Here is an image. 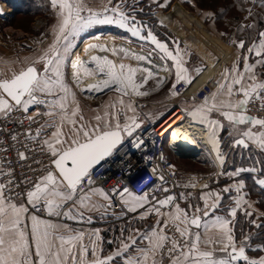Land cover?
Masks as SVG:
<instances>
[{
	"label": "snow or ice",
	"instance_id": "6c2138e0",
	"mask_svg": "<svg viewBox=\"0 0 264 264\" xmlns=\"http://www.w3.org/2000/svg\"><path fill=\"white\" fill-rule=\"evenodd\" d=\"M138 2V0H137ZM167 0L160 7H164ZM50 4L56 10L57 25L54 27L55 37L52 43L42 54L30 65L21 69L18 73H13L11 78L0 79V118L8 117L13 111L23 110L28 113L33 105H44L49 111L43 113L47 116H59V124L55 121L46 123L36 130L35 135L25 134L29 140H37L44 134V128H54L51 136L41 141V150H47L53 159L51 164L54 168H49L46 174L39 177L27 191V203L33 208L42 205L49 216L65 217L67 219H83L84 212L97 211L101 215H107L110 208L113 207L107 192L101 188H94L92 176L98 166L106 161V158L113 156L114 152L122 146L126 138H131L137 129L141 127L137 116H127L124 112L123 97L144 96L148 93L141 91L150 78H153V72L149 68L132 67L125 63H115L107 56L92 55L90 61H83L79 58L72 62L73 83L80 87L84 77H98L95 83H90L85 87H80L84 92H102L105 89L114 90L120 95L117 103L121 105L116 109L115 103L111 105L113 111H105L104 116L97 115L95 126L80 123L77 125L75 117L79 113L78 104L69 114V100L75 103V94L72 88L65 80L64 64L65 60L73 47V40L85 29L96 24H115L123 29H128L135 37L141 40H148L155 45V49L161 54L159 59L170 60L172 65H165L158 69L163 72H171L174 68L175 82L171 86V95L179 94L177 85L191 83L189 70L185 67L182 54L177 49L176 53L169 49V46L160 42L151 31L146 36L141 35L139 26L135 23V17L126 15L123 10L126 0L115 6L110 7L112 0H108L102 12L86 9L80 0H50ZM264 6V0H261ZM87 11V15H82ZM249 16H253L251 9ZM247 18V17H246ZM255 23L241 25L238 31H244L245 28H255ZM258 42L253 41L247 48L248 53H254L255 63H249V57L244 56L243 71H238V61L234 63L231 69L225 68L222 73V81H218L217 91L206 97L203 102L197 105L188 115L192 116L194 121L205 124L208 130V139L212 144L213 151L216 152V160L221 165L225 163L224 154L220 151V140L217 138V129L222 125L218 120L211 118V113H219L229 122L231 131L230 136L238 137L234 139L233 146H242L249 148L251 141L261 151H264V118L248 115L250 104H259V110H264V80H261L255 68L260 66L264 68V31H258ZM237 48L244 49L246 41H233ZM87 50H99L108 52L109 49L100 43H90ZM113 55L123 54L124 57H130L136 61L147 62L149 65L153 61L149 59L152 55H136L129 50L120 47L111 49ZM37 64H42L43 71L38 70ZM94 64V67H89ZM197 73L201 70L196 69ZM141 74L137 79V74ZM146 73V75H143ZM165 77L161 76L157 80L156 87L159 88L165 83ZM218 96H226L227 99L217 101ZM240 96L239 99L232 97ZM127 111L135 113V108L131 103L126 106ZM121 115H124L121 123ZM28 120L34 122V117L29 115ZM83 121V117L80 116ZM67 123L72 125L70 134L65 135L63 125ZM243 126V127H241ZM259 126L260 131H253V128ZM7 131V129H3ZM13 141H18L17 135H12ZM3 142L0 141V144ZM133 146L139 149L143 140L137 138L132 141ZM59 146V147H57ZM27 148V145H25ZM7 148H0V151H7ZM20 160L27 159L25 152H18ZM259 171L253 168H241L234 172L227 173L229 177L239 176L241 172ZM0 176L8 177L5 182H0V264H112L116 258L124 256L123 264H163L166 256L169 264H237L243 261L244 264H264V257L259 259H249L246 255V248L250 247L247 241L250 237H245L238 245L233 231L237 209L246 203L244 196L241 195L244 188L243 181L233 185L237 193L235 207L228 211V218L220 215H214V210L220 207L221 197L218 193L209 192L200 197L204 201L203 218L199 213L202 211L199 207L195 208V214L189 215L178 204L169 212H162L165 207H171L175 202V197L168 195L163 199L152 197V203L140 216L144 219L147 215L155 213L162 218L157 223L159 228L152 227L149 231L141 233L134 230L135 235H130L127 241L123 238L121 232V247L107 257H101L97 254V242L100 240L99 231L86 234L64 226V231L59 230L60 226L42 219L36 215L27 217L28 207L23 203L14 202L11 195L13 180L12 173L4 172L0 168ZM161 181L164 177H159ZM85 181H87V190L85 191ZM264 188V179L257 178L255 181ZM194 185H185L190 187ZM207 188V185H204ZM231 188L223 189L224 192H230ZM167 192V188H163ZM120 200L128 212H136L138 209H144L150 204L149 192L145 190L142 194H135L128 187H123L117 192ZM215 197V200L209 204V199ZM93 197H100L107 203H99ZM183 198V194L181 196ZM68 202H72L78 208H69L65 210ZM249 208L251 205L248 206ZM102 210V211H101ZM245 215L251 217L253 212L245 210ZM211 216V218H209ZM208 218V219H204ZM30 219V225L26 222ZM91 217H89V222ZM255 223V221H252ZM180 225H183L181 227ZM174 227L176 235H168L167 229ZM257 228L261 225H256ZM203 229L205 232L215 231L218 238L209 237L202 240L199 231L193 232L191 229ZM88 237V243H85V236ZM147 241L146 246H139L137 239ZM205 247L202 248L201 244ZM264 250V248L253 249ZM134 251L135 254H131ZM222 255H217V253ZM91 253L93 257L88 259Z\"/></svg>",
	"mask_w": 264,
	"mask_h": 264
},
{
	"label": "crops",
	"instance_id": "0c3cea01",
	"mask_svg": "<svg viewBox=\"0 0 264 264\" xmlns=\"http://www.w3.org/2000/svg\"><path fill=\"white\" fill-rule=\"evenodd\" d=\"M172 4H174V3H171V2L166 3V5L164 7L159 6V7H157V9L156 8L153 9L152 10V14L154 15L153 17L156 18V20L160 23V21L158 20V18H159L158 16H160V14L165 13V10H167L169 7H171ZM88 9H92L93 11H94V9L100 10V9H103V6H99L98 8L97 7L94 8V6H91ZM174 9H173L174 12H173V10H171V12L167 11L168 13L165 15L167 20L169 19V17H171V19H172V17H173V19L176 18V20H177L179 18L177 15H179V14L182 15L183 19L187 18L188 13L187 12L185 13L184 9H182L181 6H178L177 3H175ZM98 12H100V11H98ZM3 20L5 21V19H2L0 17V24H1V22H3ZM141 20L142 19H137V22H141ZM187 21H188V23L184 24V21L182 20V23L188 29V32H186V31H183V32L186 33V35H185L186 37H188V34H189L188 38H191L194 40V44H193L194 46L193 47L198 48L199 44L201 43V40H205V39L200 37L199 35L198 36L194 35V33H191V30L196 31V29H198V28L202 29L203 25L198 20L193 21L192 19L190 20V18H187ZM196 23H197V25H196ZM136 24L139 26V28H142V25H139L138 23H136ZM99 25H103V28L107 29V27H110L112 24L111 25L99 24ZM114 27H116V25H114ZM94 29H95V26L93 25L90 28L82 31L78 36H76L73 40V41H75V45H77V43L79 45L85 39H88L90 37H94V35H98V34H96L98 32L93 31ZM119 30L121 31L120 34H113L112 32H105V33L107 35H110V36L117 35L116 37H119L122 40H129V42H132V43H133V40L139 38V37L133 36L128 29L120 28ZM210 39H212V41L216 45V42H215L216 37L212 38L210 36ZM217 40L219 42V39H217ZM254 40H256L258 42V39L255 38ZM254 40L251 41L249 47L251 46V44L253 43ZM159 41L167 44L169 46V49L173 51V54L176 53L177 49L180 51V53L182 54L184 63H185V67H187L189 70L190 80H191V82L195 81L198 78V76L200 75L202 68L205 67V65H206L205 62H203L190 49L184 48L185 52H186V53H184V50L181 47V46H183V44H181V43L177 44V42H176V43H174V46H171L170 43L165 42L164 40L160 39ZM172 41H174V40L172 39ZM143 45L144 46H141V47L151 48L152 52H153L152 54L159 59V56L161 54L159 53L158 49H155V45L151 44V42H149V41ZM201 47H202V45H201ZM201 47H200V49H201ZM219 47L223 51V54H222L223 58L221 55H219L217 57L215 56L216 57L215 60L211 59L208 62V57H207V59L205 61L210 65L208 66V68H206L207 70L204 73V75H202L201 78L197 79L194 82L193 88L196 87L197 85H199L200 82L203 81L204 79H207V78L212 79V76L215 72V69H213L214 66L212 64L213 63L216 64L217 61L220 62L219 64H216V66H220L219 68H217L218 70H220V73H219L220 78L218 81H222V79H223L222 73H223L224 69L225 68L231 69L233 64L237 63V61H238L237 70L241 71V72L243 71V64H244L243 57L244 56H248L249 57L248 62L252 63V64L255 63L256 59H259L258 57L255 56L254 53H248L247 52L246 54H243V53L239 52V48H237L233 45L232 48L230 46H228V47L231 48V52L234 54L235 59H236V57H237V59L234 62H231V61L228 62L229 55L226 53H230V48H228L226 46L223 47L220 43H219ZM35 51H42V50L38 49ZM37 53H40V52H37ZM197 53H199V51H197ZM200 53H201V55L205 56L203 51H200ZM215 53H216V55L218 54L217 52H215ZM238 53H240V57H239ZM188 56H190V58ZM31 58H32V56L30 54V51H24V52H20L19 54H16V53L14 54L13 51L9 52V50L7 48L0 46V79L11 78L13 73H18L21 69L30 65L32 63ZM73 60H74V58H73ZM73 60H72V62H73ZM159 60L162 62L163 66H165V65L171 66L172 65V61H170V60H161V59H159ZM196 69H200L201 71L199 73H197L195 71ZM174 71L175 70L173 68L172 71L170 72V76L168 77L166 75L165 83H163L159 88L156 87V83H157V80L159 79V77H161V74L154 76L153 78H150L148 80L147 84L150 83V81L153 83V81L155 80L154 81L155 83H153V85L155 87L150 91V93H152L153 94L152 96H154L156 98L159 97V95H160L158 102H156L157 104L158 103L159 104H169V101L171 100V98L174 97L171 95V91H170L172 83L175 82ZM255 72L257 73V75L259 76V78L261 80H264V68L257 66L255 68ZM145 75H146V73H145ZM217 84H216L215 88L213 89L214 90L213 92L217 91ZM144 86H146V84ZM102 94H100L99 97L103 96L102 97L103 98L102 104H104V106H102V107L97 106L95 108V112H93V114L89 115V117L83 116V114H81V113L78 114L76 116V118L78 120H80V116L83 117V121L80 120V123L81 122L84 124H86V122L91 123L92 119L95 116L100 115L103 117L105 111H108L109 113H111L113 111L111 105H113L114 103L116 105L117 110H119L121 108V105L119 103H117L118 99L120 98V95L118 93H116L114 96L104 95V93H102ZM208 97L210 98L211 95ZM239 98H241V97L240 96L232 97V99H234V100L239 99ZM123 99H124V112L127 116H129L128 115L129 111H127V109H126L129 97H123ZM223 99H227V97L226 96H218L217 97V101L223 100ZM141 100L147 101L144 99H141ZM201 103L202 102L196 103L194 100L189 99L184 104L186 105L185 108H186L187 112L189 113L190 111L194 110V108L197 105H199ZM149 104H151V103L148 102V105L145 106L143 109H140V110L135 108L134 114L137 116L138 122L141 123V126L144 124L145 118H149L148 115L144 114V110L148 106H151ZM169 109H170V107L167 109V111L158 120H161V122H162V120L165 119L170 114L171 110H169ZM211 118L218 120L220 122V124L222 125L219 129H217V138L220 140V151L222 154H224V157H225V163L223 165H221L219 163V161L216 160V152L213 151L212 144L209 142L208 133H207L206 139L208 141V144L210 145L209 146L210 150H211L210 153L205 148V150L202 151L199 158L193 159V160L190 159L189 161H186V162H180V160H178V158L176 159V156H175L171 146L167 145V150H166L165 155L167 156V158L169 160L170 166L172 168H174L176 171H178V173L183 175L186 178L187 183H189V184L200 183L201 184V188L199 190H197L196 192L191 193L188 196V199L186 202L176 203V204H178L182 209H184L190 216L194 215L195 214V208L199 207L202 210L199 213V215H201V217L203 218L204 201L201 200L200 197L204 194L209 193V192L218 193V194H220V197H221L220 207H218L216 210H214V215L224 216V217L228 218L229 220H232V218L228 215V211L231 208L235 207V199L237 197V193H235L234 196H231L229 201H226V195H230V192H224L223 189H225V188L235 189L233 187V185L238 184L240 181H243V183L245 184V178H252L254 181H256L257 178L264 179V173H260L261 168L264 166V158H261V157H264L263 156L264 151H261L251 141H246L247 143H249L248 149L241 148L239 146L235 148L233 146V141L235 138H238V137H234V136L231 137L229 135V133L231 131V127L229 125V122L227 120H225L217 112L211 113ZM120 119H121V123H123L124 115H121ZM190 119L192 121H194L192 116H190ZM94 120H95V118H94ZM52 122L53 121L47 116L46 117V123H52ZM194 122H196L198 124L200 123L199 121H194ZM200 124H202V123H200ZM95 125H96V123L93 124L92 126H95ZM202 125H205V124H202ZM241 127H243V126H241ZM253 131H260L259 126H256L255 128H253ZM52 132H53V130H52ZM51 133L48 137L51 136ZM229 137L232 138L233 151H232V153L228 154V152L226 153V152L222 151L221 143L223 141L222 139H228ZM57 147H59V146H57ZM230 154H233L234 157L231 158ZM261 159H263V164L260 162ZM261 164H262V166H261ZM253 167L258 169L259 171L241 172L239 174V176H233V177H229L227 175V173L234 172L237 169L253 168ZM204 185H207L208 187L205 188ZM94 188H96V187H94ZM98 188H101V187H98ZM223 193H225V195H222ZM137 195H139V194H137ZM241 195L244 196L246 203L242 204L241 207L239 209H237V213L238 212L244 213V215H245V210L251 211V212H253V215L251 217L245 215V217L248 220H250V218L255 219L257 216L256 215L257 210H256V206L254 204V201L250 198V196H248L245 188L242 189ZM109 198H111L110 195H109ZM231 198H233V200H231ZM93 199L98 201L99 203H107L106 201L102 200V198H100V197H93ZM214 200H215V197L214 196L211 197L209 199V204H211ZM120 202H121V200H120ZM16 203H18V204L23 203L26 207H28V209L31 206L30 204L27 203V197L24 201H16ZM121 204H122V202H121ZM176 204L171 209H167L165 211L162 210V212H169V211L173 210L175 208ZM249 205H251L250 208L248 207ZM149 206L150 205H146L144 209H138L136 212H131L132 216L130 219H127L123 213H121L119 211H113L111 209H109L107 215H101V212H97V211L89 212V211L80 209V211L84 212V218L83 219L78 218V219H74V220L67 219L65 217H61V219L45 218V217H41V216L33 213L32 211H30V209H29V212L26 214V216L30 217L31 215H36L39 219L57 224L60 226L59 230L61 232L64 231L65 225H67L71 229L83 231L86 234L98 230L100 233V240L97 242V254L101 257H107L109 255L114 254L117 251V249L121 247L120 241H121L122 230H124L123 231V238L127 241V238L130 235H135L134 230H139L141 233H144L146 231H149L152 227H156V228L160 227V224H158L157 221L158 220L162 221V218L157 216L155 213H151V214L147 215L144 219H140L141 214L143 212H145L146 208H148ZM74 207L78 208V205L74 206L72 202H68L65 210H68L69 208H74ZM89 217H91L90 222H89ZM209 218H211V216ZM236 218H237V216H236ZM236 218H235L234 223L237 220ZM204 219H208V218H204ZM26 222L29 225L31 223L30 219H28ZM180 226L183 227V225H180ZM230 226H234V225H230ZM191 231H193V232L199 231L201 234L202 240H206L209 237H212L213 239L218 238V234L215 231L205 232V231H203V229H195V228L191 229ZM251 233L249 232L247 237H250ZM244 239H245V237H244ZM244 239L242 241H244ZM248 241H247V243H248ZM236 242L238 245L240 244V242L238 240H236ZM85 243H88L87 235L85 236ZM137 243L139 246H146L147 241H140L138 238ZM201 247L204 248L205 245L202 243ZM131 254H135L134 251ZM217 255H222V254L218 252ZM246 255L249 257V259H252V257L249 256L247 250H246ZM92 258L93 257L91 256V253H89L88 259L91 260ZM123 261H124V256L122 255L121 257L116 258V260L114 262H112V264H123ZM237 264H244V262L239 261V262H237Z\"/></svg>",
	"mask_w": 264,
	"mask_h": 264
},
{
	"label": "built area",
	"instance_id": "2783aa9c",
	"mask_svg": "<svg viewBox=\"0 0 264 264\" xmlns=\"http://www.w3.org/2000/svg\"><path fill=\"white\" fill-rule=\"evenodd\" d=\"M175 3L168 12L174 9ZM168 12L160 14L158 20L171 32L174 33V31H179L174 28L171 17L167 20L165 15ZM13 14V9L6 2H0V17L3 19L11 18ZM5 30L6 28H4L3 31ZM26 34L27 39L20 41H13L10 36L4 37L0 34V45L3 47L9 45L12 47L14 45L17 49L26 47L39 49L45 46L49 41V35L46 33ZM175 36L181 40L179 41L181 44L190 47L191 50L205 62L206 65L202 68L197 79L201 78L210 64L205 61L203 55L197 53L195 49L191 47L194 44L193 39L186 37L181 31H179L178 35L175 34ZM126 41L129 42V40ZM148 49L152 51L151 48ZM166 75L169 77L170 72H166ZM195 81L189 84L181 82V84L177 85L179 94L169 101L170 114L178 112L180 115V119L176 124L177 127L181 128L183 126H188L187 123L190 124V122H194L190 119L185 108L186 105L184 103L186 101L192 99L196 103H200L213 92L212 79H204L199 85L193 88ZM134 97H136V100L134 101L132 97L131 100L137 109H143L148 105L147 101L137 99L139 96ZM43 113H45V110L42 106L33 105L30 107L28 113L23 112L21 109L13 111L8 117L0 118V141L3 142L0 144V148L8 149L7 151H0V168H2L4 172L11 171L12 173V191L6 194L13 196L14 202L24 201L27 191L31 189L38 178L46 174L49 168H54V165L51 164V160L53 159L51 154L47 150H41V141L48 138L54 128L45 127L44 134L35 141L27 139L25 135L27 133L34 136L36 130L46 124L47 115ZM247 114L258 118H264V110H259L258 102L249 105ZM29 115L34 117V122L28 120ZM158 122L161 121H148L144 123L136 130L133 137L126 138L124 144L114 152L113 156L106 158V161L102 162V165L97 167L92 176L94 184L91 185V187H101L107 192L111 197L110 199L113 205L110 209L123 213L127 219H130L132 214L121 204L119 195L112 192L113 188L117 189V192H119L123 187H128L129 190L135 194H142L145 190H148L150 197L149 205L154 203V201H152L153 196L157 199H163L168 195L174 196L176 198L174 204L170 208H163L162 210L164 211L171 209L176 203L186 202L191 193L201 188L200 183L185 187V185H189V183H187L183 175L170 166L169 160L165 155L164 147L170 145L175 156L179 159H197L205 148L210 153L211 150L206 140L208 133L206 126L199 123L200 130L204 131V137H200L199 134H194L198 143L196 148L188 152L181 151L177 154L176 147L170 140L171 134L166 133L165 135L159 136L158 126L162 123L159 124ZM3 129H7V131H3ZM14 134L18 136V141H13L11 139V136ZM137 138L143 140V144L139 149L135 148L132 143V141ZM25 145H27V148ZM20 151L25 152L27 159H19L18 152ZM161 175L164 177L163 181L159 179ZM7 179L8 177L0 176V182H5ZM84 183L86 191L87 181ZM163 188H167L168 191H163ZM182 194L183 198H181ZM29 209L41 217L61 219V217L49 216L42 205H38L35 208L31 205ZM167 234L178 236V233H175L174 227L171 226L167 229ZM163 264H169L166 256L163 259Z\"/></svg>",
	"mask_w": 264,
	"mask_h": 264
},
{
	"label": "rangeland",
	"instance_id": "374dc122",
	"mask_svg": "<svg viewBox=\"0 0 264 264\" xmlns=\"http://www.w3.org/2000/svg\"><path fill=\"white\" fill-rule=\"evenodd\" d=\"M228 1L229 0H167V3L177 2V5L181 6L182 9H184L185 13L186 12L188 13L187 18H190V20L191 19L193 21L198 20L202 23V25H203L202 29H200V28L196 29L197 32L191 30V33H194V35H196V36L199 35L200 37L204 38L205 40H201V43L199 44L198 48L193 47L194 45L191 47H193L196 52L199 51V54H201L200 51H203V53L205 55L203 57L205 58V60L208 57V62L211 59L215 60L216 57L219 55H221L223 58V55H222L223 51L219 47V43L223 47L224 46H226V47L230 46L232 48L233 45L236 47V45L233 43V41L244 40V41H246V46L244 49L239 48V52L246 54L248 52L247 48L249 47L251 41L254 40V37H253L254 35L252 34V31L253 30L256 31L258 28H257V26H256V28H253V29L245 28L244 31H238V28L241 25H248V24H253V23L256 24V22H255L256 16H254V15L249 16L248 15L249 9H251L252 12L257 11L259 15H264V9L259 8L258 10H260V9L263 10L262 13H259V11L256 10L257 6L252 7L250 5L247 8H244L242 10L244 12H242L240 14V17H239L240 20L237 22L233 21V14L234 13H232V12L235 9H231L227 13L224 12V14L226 13V15L222 16V18H219L218 21H216L217 15H215V13H216L217 9L222 8L223 6H227L228 3H226V2H228ZM0 2L3 3L5 1L0 0ZM80 2L86 9L90 8L91 6H94V8H96V7L98 8L99 6H103V9H104L105 5H108V0H80ZM120 2H121V0H112V4L109 6L110 7L115 6V5L119 4ZM136 2H137V0H126V4H125V7L123 10L125 11L126 15H129L130 17L134 16L135 19H140L137 16L138 13L136 12V10H141V5H140L141 2L146 3V5L150 6L149 8L151 10H149L150 11L149 15L152 16L153 15L152 10L155 8L157 9V7H159L160 4H163L165 2V0H138V4ZM37 3L39 6L42 7V9H41V12L36 13L33 17L24 16V15H16V17H15L14 16L15 14H13V16L11 18H6L5 21L3 20V22H1V24H0V34H2L4 37L10 36L13 41L26 40L27 39L26 33H29V34H37V33H44L45 34L46 33L47 35H49L48 43L45 46L39 48L42 51H35L38 49L33 48V47H26L23 49L22 48L17 49L16 47H14V45L12 47L10 45L7 47L4 46V48H7L9 50V52L13 51L14 54L15 53L19 54L20 52H24V51H30V54L32 56V58H31L32 62L34 60H36L42 54V52L44 50H46L47 47L52 43V41L55 37L54 27L57 25L56 10H54L52 8V6L50 4V0H38ZM260 3H261V1L258 4H260ZM209 5H211L213 7L209 8ZM170 8L171 7H169L167 10H165V12L169 11ZM103 9H100V10L94 9V11L102 12ZM214 9H215V12H214ZM13 13H14V11H13ZM82 15H87V11L83 12ZM177 16L179 17L177 20H176V18L173 19V17H172V24H173L174 28H176V30H179L181 32H183V31L188 32L187 27H185V25H184V24L188 23L187 18L183 19L181 14H179ZM262 18H264V17H262ZM154 19L156 20V18H154ZM182 20L184 21V24L182 23ZM155 22L158 24L157 20ZM114 25L115 24H112L111 26L114 27ZM139 25H142V24L139 23ZM196 25H197V23H196ZM94 26H95V29L93 31L98 32V33H96L98 35H101V34L104 35V34H106L105 32H109V29H110L108 27H107V29H104L103 25H99V24H96ZM4 28H6L5 31H3ZM119 29H120V27L116 25V28L113 30L114 31L113 34H119V31H120ZM260 30L263 31L264 26L262 28H260L258 31H260ZM140 31H141L142 36L147 35V33L149 31H151L153 33V35L156 36L157 39L164 40L165 42L170 43L171 46H174V43H176V42H177V44L181 43V42H179L181 40H179L175 36V34L178 35L179 31H174V33H175L174 34L173 32H171L166 27H164V26L161 27V26L156 25L150 19V17H148V18L146 17L142 28H140ZM258 31H256L257 34H258ZM183 33L186 35L185 32H183ZM96 36L97 35H94V37H96ZM115 36H117V35H115ZM210 36L212 38L216 37V40H215L216 45L212 41V39H210ZM94 37H90L88 39H85L79 45H78V43H77V45H75V41H73V47L70 50V52H69V54L65 60L64 69H63L65 80L69 84V86L72 88V91L75 94V103H73L71 100H69V107H68L69 114L71 113L72 109L74 107H76V105L78 104V106H79V113L78 114L81 113V114H83V116L89 117V115H91V114H93V112H95V108L97 106L98 107L104 106V104H102V99H103L102 97L103 96L99 97L100 94L104 93V95H112V96H114L116 94V92L114 90H108L107 89L106 91L100 92L98 94L90 95L85 91L81 92L80 87H77L73 83L72 60H73V58H74V60H76L77 58H80V54L82 53L84 44ZM112 37H114V36H112ZM188 37H189V34H188ZM255 37H257V35ZM171 38L174 41H172ZM217 39H219V42ZM147 42H148L147 40H141L140 38H137V39L133 40V43L132 42H129V43L136 45L139 48H143L147 53H149V52L152 53V51L150 49H148V47H145V48L141 47V46H144L143 44H146ZM201 45H202V47H201ZM0 46L3 47L2 45H0ZM183 46H181V47L184 50V53H186L184 48L191 50L190 47H188L184 44H183ZM200 47H201V49H200ZM230 47H228V48H230ZM231 48H230V53H226L229 55L228 62L229 61L234 62L237 59V57L235 59L234 54L231 52ZM37 52H40V53H37ZM215 52H217L218 54L216 55ZM238 55L240 57V53H238ZM151 57H154L155 60H157L160 64H162V62L153 54L151 55ZM188 57L190 58V56H188ZM129 62H131V61H129ZM219 63H220L219 61L216 62V64H219ZM216 64L213 63V65L215 67V68H213V69H215V72L212 76L213 89L215 88V86L218 83V80L220 78V76H219L220 70L217 69L220 66H216ZM36 67L38 68V70L43 71L42 64H37ZM140 75L141 74H139V73L137 74V79H139ZM143 75H145V73ZM154 81H153V83H155ZM153 83L150 81V83L146 84V86H144L141 89V91H146L148 93L147 95L137 97V99H144V100H147L148 102L151 103V104H149L151 106H148L144 110V114L148 115V117H149V118H145L144 123H146L148 121H153V122L158 121V119L161 117V115H163L170 106L169 104H159V103L157 104L156 103V102H158L160 95H159V97L156 98V97L152 96L153 95L152 93H150V91L155 87L153 85ZM133 98H136V97H133ZM128 103H131V104L133 103L131 100V97H129ZM40 106L43 107L45 112L49 111V109L46 106H44V105H40ZM133 107L136 108L134 105H133ZM133 114H134L133 112H128L129 116H132ZM48 117L52 121H55L57 124H59V122H60L59 116H52V117L48 116ZM94 118L92 119V122H93V123L91 122L92 124L86 122V125H93V124L97 123L96 120H94ZM75 119H77V118L75 117ZM159 121H161V120H159ZM158 123L160 124L162 122H158ZM79 124H80V120L77 119V125H79ZM159 124H157V125H159ZM71 127H72V125L67 124V123H65L63 125V131H64L66 136L70 134ZM222 140L223 141L221 143V146L223 148H226V150H229L230 145H231L229 142L232 140V138L229 137L228 139H222ZM223 148H222V151H224ZM224 152L229 153V151H224ZM230 153H231V151H230ZM230 157L233 158L234 155L230 154ZM261 158H264V157H261ZM176 159H177V157H176ZM178 160H180V162H186V161H189L190 159H187V158L179 159L178 158ZM260 162L263 164V159H261ZM262 164H261V166H262ZM262 173H264V166L262 167ZM235 193H236L235 189H232L230 191V195H226V201H229L230 197L234 196ZM222 195H225V193H223ZM254 198L258 199L257 197H254ZM254 198H252V199H254ZM256 199H254V201H255V206H256V210H257L256 211L257 216L255 218V225L253 226L252 229H256V225H258L261 221L264 222V207L260 206V208H259V206L257 205ZM231 200H233V198H231ZM238 213H237V215H238ZM239 224L240 223L236 224L235 230L242 227V224L241 225H239ZM252 229H251V232L253 233ZM247 230H248V228H247ZM248 233L249 232L241 235V237L236 239V240L241 242L244 239V237H246L248 235ZM247 244L250 247L246 248V250H247L249 256L252 257V259H259L261 257H264V250H253V249L263 248L262 244L253 243L251 240H249Z\"/></svg>",
	"mask_w": 264,
	"mask_h": 264
},
{
	"label": "trees",
	"instance_id": "16d2710c",
	"mask_svg": "<svg viewBox=\"0 0 264 264\" xmlns=\"http://www.w3.org/2000/svg\"><path fill=\"white\" fill-rule=\"evenodd\" d=\"M3 1V0H2ZM14 11V16L16 17V15H24V16H31L33 17L36 13H39L41 12V9L42 7L38 5L37 1L38 0H4ZM261 0H229L228 2V5L227 6H223L222 8H219L217 9L215 15L216 16V21H218L219 18H222V16H225L226 13L228 11H230L231 9H235L232 13L233 14V21L234 22H237L239 21V17H240V14L244 11H242L244 8H247L248 6H257L256 10H258L259 8H262L264 9V6H262V4H258ZM138 4V2H136ZM141 5V10H136V12L138 13V17L141 20V22H137V19H135V23H140L142 24L143 26V23L145 22V19L146 17H150V19L158 26H163L161 25L158 21V24L155 22L156 20L154 19L153 15H149L150 14V11L151 10L149 7V5H146V3H143L141 2L140 3ZM213 6L209 5V8H212ZM262 9L258 10L259 13H262ZM213 11V10H212ZM214 12H215V9H214ZM224 12H226L224 14ZM253 15L256 16L255 18V22H256V26H257V30L258 31L260 28H262L264 26V15H259L257 11H254L253 12ZM143 22V23H142ZM110 28L109 29V32H114L113 30L116 28V27H108ZM256 28V27H255ZM25 29V28H24ZM256 31H252V35L255 38L258 37V34ZM261 31V30H260ZM121 31H119V34H120ZM102 35V34H101ZM101 35H97V36H101ZM257 35V37H255ZM114 36V35H113ZM146 36V35H144ZM116 37V36H114ZM231 145H230V149L229 150H226V148H223L224 151H233V146H232V140L229 142ZM210 146V145H209ZM165 148V154H166V150H167V145L164 147ZM223 151V152H224ZM228 153V154H229ZM260 173H262V168H261V171ZM244 188L246 189V192L248 194V196H250V198H254V197H257L258 199L254 198L257 200V205L259 206H262L264 207V188H262L260 185H258L252 178H245V184H244ZM254 199H252L254 201ZM254 204H255V201H254ZM252 221H255V219L253 218H250V220L246 219L245 215L243 213H238L237 215V220L236 222L234 223V226H233V231H234V235H235V238L238 239L241 237V235L247 233V232H250L251 233V229L253 228V226L255 225V223H252ZM240 223L239 225L242 224V227L239 228V229H236L235 230V227H236V224ZM258 225H261V227L257 228L256 229H252L253 230V233H251L250 235V240L253 242V243H258V244H262V247L264 248V222H260ZM248 228V230H247ZM241 229V230H240ZM247 230V231H246Z\"/></svg>",
	"mask_w": 264,
	"mask_h": 264
},
{
	"label": "bare ground",
	"instance_id": "6f19581e",
	"mask_svg": "<svg viewBox=\"0 0 264 264\" xmlns=\"http://www.w3.org/2000/svg\"><path fill=\"white\" fill-rule=\"evenodd\" d=\"M5 5V4H3ZM90 43H100V44H104L109 51L108 52H100L99 50H87V46ZM115 47V48H120L123 47L127 50H129L130 53L136 54V55H147L148 53L142 49L137 47L136 45L130 44L129 42L122 40L118 37H112L109 36L107 34L105 35H101V36H96L94 38H92L91 40L87 41L84 46H83V50L82 53L80 54V58L83 61H90V57L92 55H98V56H107L109 59H112L115 63L119 64V63H125L128 64L132 67H144V68H149L152 72H153V77L160 75L165 77L166 76V72L163 73V71H159L158 69L163 68V65L160 64L157 60L154 59V57H149V59H151L153 61V64L149 65L147 62H140V61H136L134 59H131L130 57H124L123 54H119V55H113L111 53V49ZM131 61V62H129ZM89 67H94V64H89ZM73 68H72V73H73ZM98 77L96 76H89V77H84L82 84L80 85V87H85L87 84L90 83H95L97 81ZM107 89H105L104 91H106ZM85 92H87L90 95L93 94H98L100 92H88L87 90H85ZM103 92V91H102ZM135 95H132L131 97L133 98ZM133 100L135 101L136 99L133 98ZM180 119V115L178 114V112H173L172 114H170L166 120L160 124L158 126V130H159V136L165 135L166 133H170V140L172 142V144L175 145L176 147V151L178 152V154L183 151V152H188L191 149L196 148V146L198 145L194 134H199L200 137H204V131H201L200 126L198 123H194V122H190L187 123L188 126H183V127H177L176 124L178 123ZM207 129V128H206ZM207 140V139H206Z\"/></svg>",
	"mask_w": 264,
	"mask_h": 264
},
{
	"label": "water",
	"instance_id": "95a60500",
	"mask_svg": "<svg viewBox=\"0 0 264 264\" xmlns=\"http://www.w3.org/2000/svg\"><path fill=\"white\" fill-rule=\"evenodd\" d=\"M233 142H234V141H233ZM234 147L236 148V147H238V146H234ZM239 147L243 148L242 146H239Z\"/></svg>",
	"mask_w": 264,
	"mask_h": 264
}]
</instances>
